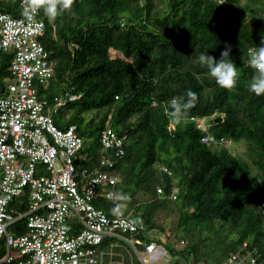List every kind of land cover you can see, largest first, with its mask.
I'll list each match as a JSON object with an SVG mask.
<instances>
[{"label": "trees", "instance_id": "16d2710c", "mask_svg": "<svg viewBox=\"0 0 264 264\" xmlns=\"http://www.w3.org/2000/svg\"><path fill=\"white\" fill-rule=\"evenodd\" d=\"M240 1L73 0L72 11L54 21L43 15L46 29L40 40L55 75L48 84L36 83L39 95L50 109L66 92L79 95L52 116L60 128L77 124L84 138L83 166L100 167V134L108 122L127 135L124 155L113 154L109 168L121 176L116 202L154 231L159 211L179 210V237L189 243L177 248L158 239L174 264L203 256L209 264H221L244 242L264 262V94L248 89L255 70L246 53L260 45L264 17L249 19V14L264 11V0ZM21 9L20 0H0V11L19 16ZM226 47L239 73L232 90L220 87L197 62L207 50L220 59ZM12 55L0 60V96L7 92ZM188 90L197 93V101L170 131L165 109L170 111L173 97L187 99ZM92 110L101 115L97 125L86 123ZM191 116L207 117V132L217 139L246 140L247 159L231 153L221 158L220 146L202 140L205 132ZM158 186L164 187L163 195ZM175 186L179 194L172 199L168 195ZM95 204L108 213L114 207L105 196ZM117 241L106 238L101 248Z\"/></svg>", "mask_w": 264, "mask_h": 264}, {"label": "built area", "instance_id": "2783aa9c", "mask_svg": "<svg viewBox=\"0 0 264 264\" xmlns=\"http://www.w3.org/2000/svg\"><path fill=\"white\" fill-rule=\"evenodd\" d=\"M20 6L19 16L0 11V60L3 54H13L7 92L0 96V264H101L106 238L133 248L146 264L148 259L155 263L169 256L155 231L125 214L116 202L120 178L109 168L113 154L124 155L127 135L108 122L100 134V167L89 168L79 154L84 138L77 124L60 128L54 122L52 113L79 95L66 92L56 97L52 109L39 95L36 83L48 84L55 75L40 40L45 14L42 9L26 11V0H20ZM250 48L255 47H248L247 54ZM189 118L205 132L204 142L223 146L227 138L207 132V117ZM169 119L171 131L175 124ZM163 169L172 174L166 166ZM157 192L163 195L164 187L158 186ZM178 194L175 186L168 197L177 199ZM100 196L114 203L111 212L95 204ZM221 264L264 262L257 249L244 242Z\"/></svg>", "mask_w": 264, "mask_h": 264}, {"label": "clouds", "instance_id": "9594fccd", "mask_svg": "<svg viewBox=\"0 0 264 264\" xmlns=\"http://www.w3.org/2000/svg\"><path fill=\"white\" fill-rule=\"evenodd\" d=\"M73 0H26V11L36 12L43 10L49 20H55L65 12L72 11ZM230 47H226L220 54V59H215L208 54V50L201 52L197 62L207 69L209 76L215 78L216 83L228 90L236 87L238 81V69L236 64L230 58ZM249 64L255 70L248 84L250 92L257 96L264 94V33H261L260 45L248 50ZM185 99L173 97L170 101L171 111L169 116L177 123L181 122L188 114V110L194 107L197 101V93L192 90L186 92Z\"/></svg>", "mask_w": 264, "mask_h": 264}, {"label": "rangeland", "instance_id": "374dc122", "mask_svg": "<svg viewBox=\"0 0 264 264\" xmlns=\"http://www.w3.org/2000/svg\"><path fill=\"white\" fill-rule=\"evenodd\" d=\"M247 0H241L239 5H242ZM263 16L264 17V11L257 13H250L249 19L251 16ZM99 111L92 110L89 113H87L86 123L90 120L94 121V124H99V119L101 115H99ZM206 121V119H204ZM207 118V123H208ZM94 125V127L96 126ZM96 135L95 131L93 134V137L90 135L88 136L87 143L90 142L91 139H94V136ZM223 146L219 148V153L221 154V158H225L228 153H231L233 155H239L247 159V142L246 140L241 141H234L232 139H226L223 141ZM91 143V142H90ZM83 156V155H82ZM84 157V156H83ZM85 159V157H84ZM255 173H257L255 171ZM120 180L121 176L118 174ZM139 197H142L143 199H147V196L141 193ZM175 202H172V205L174 206ZM172 208H166L162 211H159L156 216V222L158 224V228L155 230V237L157 239H160L161 241H166L167 243H170L172 246H176L177 248H182L186 246L189 243L188 238H180V212L178 209ZM262 211H264V201L261 204ZM131 213H135L132 209L130 211ZM183 240V241H182ZM185 240V241H184ZM104 252V256L102 258L101 264H146L143 259L137 254V252L120 242H114L109 248L102 249ZM169 256L162 258L160 261H157L155 263L150 262L148 259V264H174V256L171 253H168ZM191 264H209V261L206 260V256H203L200 260L196 262H192Z\"/></svg>", "mask_w": 264, "mask_h": 264}]
</instances>
